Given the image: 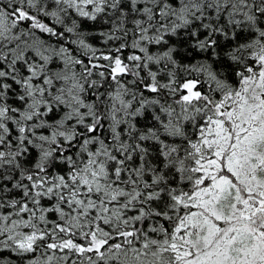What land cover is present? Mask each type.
<instances>
[{
	"label": "snow or ice",
	"instance_id": "6c2138e0",
	"mask_svg": "<svg viewBox=\"0 0 264 264\" xmlns=\"http://www.w3.org/2000/svg\"><path fill=\"white\" fill-rule=\"evenodd\" d=\"M0 264H264V0H0Z\"/></svg>",
	"mask_w": 264,
	"mask_h": 264
}]
</instances>
